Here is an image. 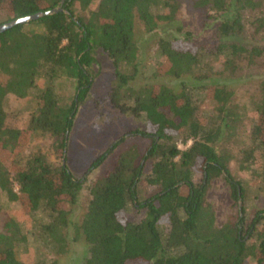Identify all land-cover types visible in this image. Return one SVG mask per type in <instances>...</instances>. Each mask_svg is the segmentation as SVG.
<instances>
[{
  "label": "trees",
  "instance_id": "trees-1",
  "mask_svg": "<svg viewBox=\"0 0 264 264\" xmlns=\"http://www.w3.org/2000/svg\"><path fill=\"white\" fill-rule=\"evenodd\" d=\"M180 5L181 0H0L5 22L60 8L0 33V75L5 77L0 82V194L24 214L47 212L48 221L39 231L54 254L66 252L71 226L73 239L81 237L86 245L81 264H264V210L250 221L246 235L256 236L249 242L240 235V218L217 227L205 201L208 184L216 178L228 185L233 203L242 199V189L228 170L232 156L223 147L238 121L227 83L234 75L258 77L251 143L238 166L247 169L257 155H264V0H191L192 8L206 16L202 29L210 43L178 27V36L158 38L160 62L149 81L134 88L130 83L139 71L135 24L145 33L176 26ZM156 9L162 12L154 13ZM94 50L105 54L114 68L110 105L123 115H143L144 126L118 137L74 179L64 153L73 117L93 79ZM208 56L219 59V67L201 65ZM38 75L49 81L72 79L74 93L64 106L46 85L27 125L21 126L20 112L5 111L3 100L7 95L23 99ZM198 94L215 105L210 121L198 116ZM35 132L53 139L58 167L41 152L21 157ZM187 143L184 149L177 147ZM108 156L110 168L90 181L84 212L72 224L71 207L85 178ZM194 174L199 175L196 183ZM139 187L151 194L140 199ZM129 207L143 215L129 218ZM23 242L16 223L7 219L0 232V264H22L14 249Z\"/></svg>",
  "mask_w": 264,
  "mask_h": 264
},
{
  "label": "rangeland",
  "instance_id": "rangeland-1",
  "mask_svg": "<svg viewBox=\"0 0 264 264\" xmlns=\"http://www.w3.org/2000/svg\"><path fill=\"white\" fill-rule=\"evenodd\" d=\"M160 12H162L161 9L154 10V13ZM6 19L5 12L0 11V24L5 22ZM205 19L206 16L203 11L192 8L191 0H181L176 26L161 25L151 33H145L142 26L136 23L134 40L137 48L136 57L139 71L133 83L130 84L136 88L149 81L155 66L160 62V56L156 50V40L169 34L178 36V34H175L177 27L193 32L197 40L209 44L206 30L205 28H203L204 30L202 29L203 20L205 21ZM93 54L95 59L91 71L93 79L89 90L77 107L73 117L64 153L65 165L74 179L81 178L94 158L106 150L118 137L128 130L143 129L144 126L143 115L138 118L123 115L110 105L107 95L110 90V84L114 79V68L105 54L99 50H94ZM219 61L215 56H208L207 58L205 57L201 65H207L215 69L219 67ZM233 77L227 83L232 86L233 97L231 103L238 114V121L228 131L230 135L228 142H226V138L225 140L223 139V147L227 148L232 156L228 164V170L242 189V199L237 203H233L229 196L228 185L221 178H216L208 184L205 201L213 209L217 227L222 226L230 219L236 221L238 217L242 220L240 223V235L242 237L245 236L246 239L249 238V242H254L256 234L249 231L250 236H248L246 231L255 213L259 210H264V155H257L255 162L247 169H240L238 161L242 156V151L246 150L251 143L249 134L256 116L252 106L253 88L257 84L258 77L254 75H234ZM4 79L5 77L0 75V82H3ZM46 85L52 87L59 104L64 106L70 104L74 93V82L72 79L58 76L49 81L44 76L38 75L34 79V87L28 90L27 95L23 99L7 95L3 100V109L7 112L19 111V124L26 126L31 114L35 111L37 95ZM195 105L201 120L210 121L212 119L215 114V105L212 101L198 94L195 98ZM52 141L53 139L46 134H40L39 132L31 134L21 157L26 158L36 152H41L47 162L53 167H58L61 160L54 154ZM174 141L178 143V138H175ZM129 143L130 141L125 144ZM188 144L184 146L177 144V147L184 149ZM107 159L100 168L94 170L85 178L77 202L71 207L70 220L72 224H78L84 212L88 200L87 188L90 181L99 173L110 168L109 163L112 156H108ZM198 179L199 175L194 174L192 181L196 183ZM14 189L16 190V186H14ZM150 194V189L139 187L138 197L140 199ZM126 215L129 218L140 217L143 215V211L135 212L129 207ZM7 219L14 221L20 232L25 236V242L17 244L14 249L15 258L22 264H36V262L41 260H54L56 264H81L86 256V245L81 237L73 239L74 231L71 226L67 230L66 252L61 255L54 254L44 243L39 231L40 226L48 221L47 212L39 209L34 213L24 214L16 202H8L0 194V232L3 231V225ZM249 264L253 263L250 261Z\"/></svg>",
  "mask_w": 264,
  "mask_h": 264
},
{
  "label": "water",
  "instance_id": "water-1",
  "mask_svg": "<svg viewBox=\"0 0 264 264\" xmlns=\"http://www.w3.org/2000/svg\"><path fill=\"white\" fill-rule=\"evenodd\" d=\"M64 0H60V4L63 2ZM60 11V8L59 7H56L54 9H51V10H48V11H45V12H39V13H35V14H32V15H28V16H25V17H21V18H17V19H13V20H10V21H7V22H4L2 24H0V33L6 31V30H9L17 25H23V24H26L30 21H34V20H37L39 19L40 17H43V16H48V15H51V14H54L56 12Z\"/></svg>",
  "mask_w": 264,
  "mask_h": 264
}]
</instances>
